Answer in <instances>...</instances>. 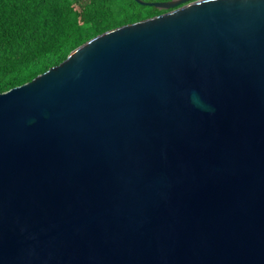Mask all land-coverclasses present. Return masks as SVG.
I'll return each instance as SVG.
<instances>
[{
  "label": "water",
  "instance_id": "95a60500",
  "mask_svg": "<svg viewBox=\"0 0 264 264\" xmlns=\"http://www.w3.org/2000/svg\"><path fill=\"white\" fill-rule=\"evenodd\" d=\"M136 1L0 93V264H264V0Z\"/></svg>",
  "mask_w": 264,
  "mask_h": 264
},
{
  "label": "trees",
  "instance_id": "16d2710c",
  "mask_svg": "<svg viewBox=\"0 0 264 264\" xmlns=\"http://www.w3.org/2000/svg\"><path fill=\"white\" fill-rule=\"evenodd\" d=\"M165 12L136 0H0V93L59 65L99 34Z\"/></svg>",
  "mask_w": 264,
  "mask_h": 264
}]
</instances>
